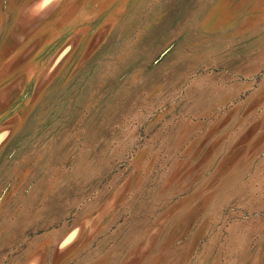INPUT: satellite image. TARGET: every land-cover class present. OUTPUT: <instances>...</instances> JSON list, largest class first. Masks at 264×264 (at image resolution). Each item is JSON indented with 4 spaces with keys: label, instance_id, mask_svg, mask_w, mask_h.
I'll return each mask as SVG.
<instances>
[{
    "label": "rangeland",
    "instance_id": "374dc122",
    "mask_svg": "<svg viewBox=\"0 0 264 264\" xmlns=\"http://www.w3.org/2000/svg\"><path fill=\"white\" fill-rule=\"evenodd\" d=\"M0 131V264H264V0H0Z\"/></svg>",
    "mask_w": 264,
    "mask_h": 264
},
{
    "label": "crops",
    "instance_id": "0c3cea01",
    "mask_svg": "<svg viewBox=\"0 0 264 264\" xmlns=\"http://www.w3.org/2000/svg\"><path fill=\"white\" fill-rule=\"evenodd\" d=\"M28 1V0H27ZM41 1V0H40ZM6 136V131H0V144H1V141L5 138ZM68 237H65L64 239V244L62 245H66L68 241L71 240V238L69 240H67ZM26 264H38L36 261H33V262H29V263H26Z\"/></svg>",
    "mask_w": 264,
    "mask_h": 264
}]
</instances>
